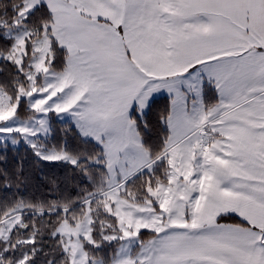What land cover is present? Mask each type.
Segmentation results:
<instances>
[{"label": "snow or ice", "instance_id": "snow-or-ice-1", "mask_svg": "<svg viewBox=\"0 0 264 264\" xmlns=\"http://www.w3.org/2000/svg\"><path fill=\"white\" fill-rule=\"evenodd\" d=\"M0 264H264V0H0Z\"/></svg>", "mask_w": 264, "mask_h": 264}]
</instances>
